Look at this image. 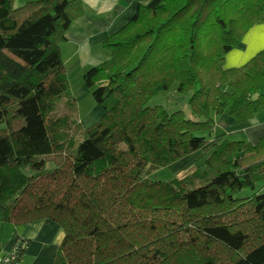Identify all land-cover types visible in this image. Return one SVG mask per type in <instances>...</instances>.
Wrapping results in <instances>:
<instances>
[{
	"label": "trees",
	"instance_id": "16d2710c",
	"mask_svg": "<svg viewBox=\"0 0 264 264\" xmlns=\"http://www.w3.org/2000/svg\"><path fill=\"white\" fill-rule=\"evenodd\" d=\"M83 14L82 0H0V223L59 224L54 264H264V193L236 196L264 185V135L210 147L221 115L264 113V50L225 68L264 0L139 5L84 74L104 113L74 150L61 45ZM175 84L201 121L148 105ZM197 151L189 175L148 179Z\"/></svg>",
	"mask_w": 264,
	"mask_h": 264
},
{
	"label": "crops",
	"instance_id": "0c3cea01",
	"mask_svg": "<svg viewBox=\"0 0 264 264\" xmlns=\"http://www.w3.org/2000/svg\"><path fill=\"white\" fill-rule=\"evenodd\" d=\"M82 1L84 14L69 27L66 40L61 45V56L68 78L71 76L82 78L87 68L109 60L110 52L104 47L103 42L132 20L139 5L152 0ZM263 50L264 23L250 29L240 44L226 55L225 68H239ZM219 118L211 145L220 142L219 137L223 132L227 136L246 134L249 138H258L260 128L264 127V113L242 124H238L228 114H223ZM190 156L172 164L174 169L176 168L177 172L184 171L187 165L185 162ZM64 236L59 224L49 219L32 222L24 227L0 223V256L11 251L16 240L25 239L28 241V247L21 264H54Z\"/></svg>",
	"mask_w": 264,
	"mask_h": 264
},
{
	"label": "rangeland",
	"instance_id": "374dc122",
	"mask_svg": "<svg viewBox=\"0 0 264 264\" xmlns=\"http://www.w3.org/2000/svg\"><path fill=\"white\" fill-rule=\"evenodd\" d=\"M27 0H17V5H22ZM93 66L87 68L88 71ZM85 71V72H86ZM83 75V74H82ZM69 85H70V94L73 97L75 104H76V118L80 124V129L76 131L73 141H72V148L75 150L78 145L85 139V130L95 126L98 124L103 116V108L95 101L92 92L93 90L90 88H86L84 83V76L82 78H69ZM98 84L97 86H99ZM87 91V93H86ZM149 106H156L162 105L164 106L169 112L174 111H183L187 118L193 119L196 121H201L200 118L195 117L189 105V96L185 94H181L177 89V84H175L170 90L161 91L155 95V97L149 102ZM220 119V118H219ZM83 130V132H82ZM259 130V129H258ZM219 133V132H218ZM224 134V132L222 133ZM264 135V127L260 128V135L257 137L249 138L248 135H232V136H220V142L224 141L225 139L229 141H238V140H247L251 143H257L259 139ZM212 145H210L211 147ZM206 151V150H205ZM205 151H197L193 153L186 161L187 165L185 166V170L182 172H177L178 170L170 165L168 167H164L162 169L157 170L156 172L152 173L148 176L149 180H156V181H163L167 182L175 178H182L186 175H189L195 170V167H192V164L195 160L200 158L201 153L204 154ZM201 152V153H200ZM55 167V164H49L47 166L48 169H52ZM256 192L264 193V185L258 186L256 191L252 190H242L236 194L238 198L250 197L254 195Z\"/></svg>",
	"mask_w": 264,
	"mask_h": 264
},
{
	"label": "built area",
	"instance_id": "2783aa9c",
	"mask_svg": "<svg viewBox=\"0 0 264 264\" xmlns=\"http://www.w3.org/2000/svg\"><path fill=\"white\" fill-rule=\"evenodd\" d=\"M28 247L25 239L15 241L11 251L0 256V264H21V259Z\"/></svg>",
	"mask_w": 264,
	"mask_h": 264
}]
</instances>
